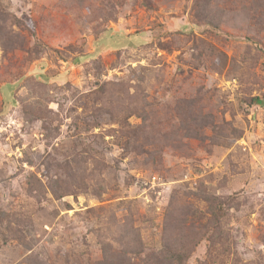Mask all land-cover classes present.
I'll return each mask as SVG.
<instances>
[{
	"label": "rangeland",
	"instance_id": "374dc122",
	"mask_svg": "<svg viewBox=\"0 0 264 264\" xmlns=\"http://www.w3.org/2000/svg\"><path fill=\"white\" fill-rule=\"evenodd\" d=\"M0 264H264V0H0Z\"/></svg>",
	"mask_w": 264,
	"mask_h": 264
}]
</instances>
